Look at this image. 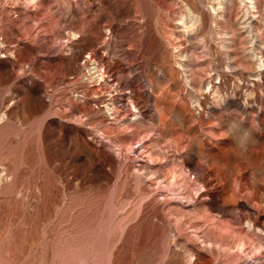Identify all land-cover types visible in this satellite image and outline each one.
Instances as JSON below:
<instances>
[{
    "label": "rangeland",
    "instance_id": "374dc122",
    "mask_svg": "<svg viewBox=\"0 0 264 264\" xmlns=\"http://www.w3.org/2000/svg\"><path fill=\"white\" fill-rule=\"evenodd\" d=\"M0 264H264V0H0Z\"/></svg>",
    "mask_w": 264,
    "mask_h": 264
},
{
    "label": "bare ground",
    "instance_id": "6f19581e",
    "mask_svg": "<svg viewBox=\"0 0 264 264\" xmlns=\"http://www.w3.org/2000/svg\"><path fill=\"white\" fill-rule=\"evenodd\" d=\"M247 1H250V0H247ZM183 18V17H182ZM185 20V19H184ZM186 25V24H185ZM185 28V27H184ZM189 28V27H188ZM101 58H102V56H101ZM92 60H94V59H92ZM103 61V60H102ZM102 61H101V63H102ZM97 63V62H96ZM104 64V63H103ZM104 66V65H103ZM101 67V66H100ZM92 70H94V73L95 72H98V73H100V75H97L98 76V78H99V80H100V82L101 81H103V76H104V73H103V71H101V69L99 70V68L97 67V65H95V66H93V68H92ZM110 72V71H109ZM108 72V73H109ZM96 75V74H95ZM110 79V78H109ZM105 82V81H104ZM108 83V82H107ZM100 84V83H99ZM110 84H111V82H110ZM95 89V88H94ZM113 90V89H112ZM114 90H115V88H114ZM98 91V90H97ZM93 93V92H92ZM109 93V96H110V98H109V100H112V98H113V94H112V91L111 92H108ZM112 104H105L104 105V107H105V109H106V111H107V113H108V115H109V118L111 119V120H114L115 119V113H116V108H115V106H111ZM132 108L133 109H135V106L134 105H132ZM136 110V109H135ZM115 121V120H114ZM132 152H136L134 149H132L131 150ZM139 152H137L136 154L137 155H139L138 154ZM135 154V155H136ZM134 155V156H135ZM141 155V154H140ZM139 155V156H140ZM143 155H144V153H143ZM142 156V155H141ZM140 156V157H141ZM136 158V157H135ZM139 158V157H138ZM142 160V159H141ZM141 160H139V161H141ZM142 161H144V158H143V160ZM136 165V164H135Z\"/></svg>",
    "mask_w": 264,
    "mask_h": 264
}]
</instances>
